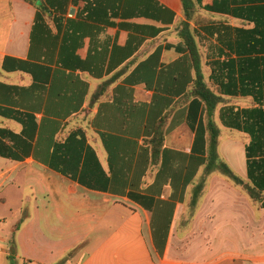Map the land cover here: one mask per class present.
Listing matches in <instances>:
<instances>
[{"label": "crops", "instance_id": "obj_1", "mask_svg": "<svg viewBox=\"0 0 264 264\" xmlns=\"http://www.w3.org/2000/svg\"><path fill=\"white\" fill-rule=\"evenodd\" d=\"M190 2L0 0V264H264V0Z\"/></svg>", "mask_w": 264, "mask_h": 264}, {"label": "trees", "instance_id": "obj_2", "mask_svg": "<svg viewBox=\"0 0 264 264\" xmlns=\"http://www.w3.org/2000/svg\"><path fill=\"white\" fill-rule=\"evenodd\" d=\"M29 3H33L34 0H25ZM185 8V13L187 17H190L191 10L193 9V5L191 4L190 0H182ZM187 46L189 48L192 60L194 62L196 71H197V79H196V86L202 90H204L203 98L205 99L207 105H208V112L209 115H212L214 112L216 106L218 103H220V100L216 98L209 90L206 89L205 84L203 83V78L201 74V60L199 51L197 49V46L195 44V41L191 36L185 37ZM13 62H15L11 58H7L5 61V68L9 71H13L19 68L17 65H13ZM2 115L18 120L20 121V117L16 114H13L10 111L2 112ZM211 130H212V141H211V148L209 151L210 156V162L209 166L207 167V173H210L214 170L220 171L224 176L231 179L238 185H244L243 181L231 170V168L224 163L218 154V137H219V130L216 128L214 124H210ZM0 135L6 138H9L13 141V143L18 146V135H15L7 130H1L0 129ZM252 148H248L247 155L248 157H252L253 155ZM0 156L8 157L12 159H18V156L12 152V150L7 149L5 146L0 144ZM249 175L252 178L253 185L252 186H246L247 190L250 193L251 199L253 203H262L264 206V195L262 193L264 192V160H262L261 163L259 162H251L249 163ZM203 186H199V190ZM62 264V263H61Z\"/></svg>", "mask_w": 264, "mask_h": 264}, {"label": "rangeland", "instance_id": "obj_3", "mask_svg": "<svg viewBox=\"0 0 264 264\" xmlns=\"http://www.w3.org/2000/svg\"><path fill=\"white\" fill-rule=\"evenodd\" d=\"M1 167V164H0ZM13 207L14 206H3L0 203V236L11 231L13 224Z\"/></svg>", "mask_w": 264, "mask_h": 264}, {"label": "built area", "instance_id": "obj_4", "mask_svg": "<svg viewBox=\"0 0 264 264\" xmlns=\"http://www.w3.org/2000/svg\"><path fill=\"white\" fill-rule=\"evenodd\" d=\"M0 251H1V246H0Z\"/></svg>", "mask_w": 264, "mask_h": 264}]
</instances>
